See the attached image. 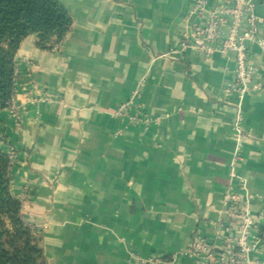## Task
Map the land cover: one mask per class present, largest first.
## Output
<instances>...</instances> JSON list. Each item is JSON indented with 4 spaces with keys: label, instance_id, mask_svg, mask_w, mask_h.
Instances as JSON below:
<instances>
[{
    "label": "crops",
    "instance_id": "crops-1",
    "mask_svg": "<svg viewBox=\"0 0 264 264\" xmlns=\"http://www.w3.org/2000/svg\"><path fill=\"white\" fill-rule=\"evenodd\" d=\"M73 25L53 49L26 37L17 52V117L0 110L12 192L42 235L49 264H196L201 235L218 247L232 163L264 227V91L227 92L233 55L182 48L204 19L197 0H59ZM229 0H209V6ZM264 19V0H253ZM264 24L249 42L264 84ZM140 84L136 113L114 115ZM33 86L48 97L30 103ZM239 116V125H236ZM236 232V225H232ZM178 255V256H177ZM175 261H171L173 257ZM264 262V242L253 254Z\"/></svg>",
    "mask_w": 264,
    "mask_h": 264
},
{
    "label": "built area",
    "instance_id": "built-area-1",
    "mask_svg": "<svg viewBox=\"0 0 264 264\" xmlns=\"http://www.w3.org/2000/svg\"><path fill=\"white\" fill-rule=\"evenodd\" d=\"M189 14L204 19V22L196 25L191 35L185 34L182 48H192L199 55L210 56L218 51L233 55L236 61L234 81L226 88L227 92L243 96L249 92L264 91V84L255 79V66L249 62V42L260 34L264 24V19L256 14L253 0H229L213 6H209V0H197L191 6ZM142 87L143 84H140L131 98L116 109L114 115L127 119L130 123L142 122L149 127L155 122L154 118L136 113L140 108L136 99L140 96ZM39 92V88L33 86L25 99L30 103L49 99ZM7 109L12 116L17 117L13 98ZM236 125H239V116ZM238 158L237 154L231 166L230 182L223 197L224 219L218 224L224 243L218 247L205 237L195 235L190 248L181 255L198 256L196 264H264L253 257L264 242V227L258 235L255 233L263 216L253 214L249 199L242 194L246 182L236 169ZM234 224L236 232L232 229ZM177 256L171 261H175ZM140 261L143 264H159L161 259L151 257Z\"/></svg>",
    "mask_w": 264,
    "mask_h": 264
},
{
    "label": "trees",
    "instance_id": "trees-1",
    "mask_svg": "<svg viewBox=\"0 0 264 264\" xmlns=\"http://www.w3.org/2000/svg\"><path fill=\"white\" fill-rule=\"evenodd\" d=\"M72 25L59 0H0V110L10 105L15 93L22 41L35 35L38 48L53 49ZM12 180V158L0 150V264H49L42 235L25 220Z\"/></svg>",
    "mask_w": 264,
    "mask_h": 264
},
{
    "label": "rangeland",
    "instance_id": "rangeland-1",
    "mask_svg": "<svg viewBox=\"0 0 264 264\" xmlns=\"http://www.w3.org/2000/svg\"><path fill=\"white\" fill-rule=\"evenodd\" d=\"M15 195V194H14ZM16 196V195H15ZM17 197V196H16ZM36 228V227H35ZM37 229V228H36ZM38 231V230H37Z\"/></svg>",
    "mask_w": 264,
    "mask_h": 264
},
{
    "label": "water",
    "instance_id": "water-1",
    "mask_svg": "<svg viewBox=\"0 0 264 264\" xmlns=\"http://www.w3.org/2000/svg\"><path fill=\"white\" fill-rule=\"evenodd\" d=\"M189 35H191V33H189Z\"/></svg>",
    "mask_w": 264,
    "mask_h": 264
}]
</instances>
